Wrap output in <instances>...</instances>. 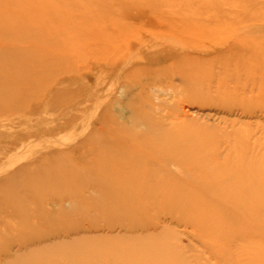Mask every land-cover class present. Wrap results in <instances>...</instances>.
Returning a JSON list of instances; mask_svg holds the SVG:
<instances>
[{
	"label": "rangeland",
	"instance_id": "obj_1",
	"mask_svg": "<svg viewBox=\"0 0 264 264\" xmlns=\"http://www.w3.org/2000/svg\"><path fill=\"white\" fill-rule=\"evenodd\" d=\"M0 10V263L11 261L24 250L51 247L61 239L54 238L56 232L67 234L69 230L82 229L93 218L92 210L89 217L78 218L77 192L83 191L88 198L94 195L89 188L88 170L95 79L90 73L88 45L83 40L94 17L153 19L159 31L230 36L239 56L244 55L246 47L254 48L251 61L241 64L254 73L251 90L235 93L233 98L229 95L220 99L191 91L187 96H176L170 91L162 93L161 98L166 111H174L182 97L194 112L187 121V139L203 148L232 147L244 152L255 147L264 157V0H0ZM206 42L201 45L208 53L201 61L216 64L214 71H224L218 65L220 57L207 46L211 43ZM231 52L228 56H232ZM230 68L228 76L224 73L215 76L216 83L220 77L231 81L234 73ZM238 78L244 84L248 73L240 70ZM192 83L189 79L187 87ZM127 92L118 93L124 102L130 98ZM133 96L136 98L137 94ZM185 199L204 200V197ZM12 202L16 203L11 205ZM183 202V198L167 201L164 197L158 208L167 212ZM14 206L19 215L15 214ZM192 206L187 207V227L177 220L170 223L173 230L183 234L176 242L180 241L184 247L180 252H186L187 264H236L222 250L228 248L225 235H229V229L243 235L244 249L249 255L263 256L264 224L255 221L254 214L241 210L237 204L223 203V208L207 209ZM210 207L211 212L223 210L228 225L221 232L213 228L210 235H205L200 228L205 227L203 219H207L204 215ZM64 211L70 217L60 221ZM104 212L113 213L116 222L118 215L125 214L111 208H105ZM35 230L52 233L40 239L34 235ZM110 233L117 245L105 247L106 254L132 253L124 247L134 246L130 243L133 231ZM136 248L133 247L135 251ZM47 254V264H91L85 253ZM163 257L169 260L166 264H177L175 255ZM139 262L135 257L131 262L104 259L99 264Z\"/></svg>",
	"mask_w": 264,
	"mask_h": 264
},
{
	"label": "bare ground",
	"instance_id": "obj_2",
	"mask_svg": "<svg viewBox=\"0 0 264 264\" xmlns=\"http://www.w3.org/2000/svg\"><path fill=\"white\" fill-rule=\"evenodd\" d=\"M155 28L156 21L145 18L101 16L90 20L86 39L80 37L88 45L90 73L95 79L88 170L89 188L94 195L88 198L79 190L77 197L80 198L78 218L89 217L91 210L95 211L93 218L89 226L82 229L78 227L67 234L56 232L54 238L61 239L51 247L24 250L20 256L0 264L30 261L47 264L48 252L65 256L85 253L91 264H99L104 259L131 262L135 257L140 260L139 264H166L169 260L163 255L173 254L177 264H187L186 252H180L184 247L180 241L176 242L183 234L173 230L170 223L177 220L187 227V207L192 205L207 209L209 206L223 208V203L237 204L241 210L254 214L255 221L264 224V157L261 151H256L255 147L244 152L232 147L203 148L187 139V121L194 112L185 104L186 100L181 97L174 111H166L161 98L162 93L166 95L170 91L176 96H187L191 91L220 99L233 98L235 93L251 90L254 73L241 64L251 61L255 49L246 47L244 55L239 56L230 36L188 35ZM206 41L211 43L207 45L209 49L220 57L218 65L224 71H214L216 64L201 61L208 53L201 45ZM229 51L232 56H228ZM230 66L234 73L231 81L220 77L216 83L215 76L222 73L228 76L232 70ZM240 70L248 73L244 84L238 78ZM176 79L179 83H175ZM189 79L193 83L187 87ZM195 82L201 85L196 86ZM120 92H127L130 98L122 101ZM187 196H202L204 200H184ZM164 197L167 201L183 198L184 202L160 212L158 206ZM13 203L16 202L11 205ZM148 203L154 207L147 206ZM105 208L125 214L118 215L116 222L113 213L104 212ZM14 210L19 215L16 208ZM211 210L210 207L204 215L207 218L203 219L205 227L200 228L205 235L214 231L213 228L221 232L223 226L228 225L223 210ZM68 213L64 211L62 220H58H67ZM117 230L135 233L130 242L134 246L124 247L133 255L105 253V247L117 245L110 233ZM195 230H199L198 227ZM51 233L35 230L34 235L45 239ZM228 233L225 235L228 248L222 250L224 255H229V260L236 264H264V254L258 258L244 249L242 234L233 229ZM73 234L78 236L68 239L67 236ZM211 235L216 236L215 233ZM88 240L92 241L91 245ZM133 247L140 250L136 248L135 251Z\"/></svg>",
	"mask_w": 264,
	"mask_h": 264
}]
</instances>
